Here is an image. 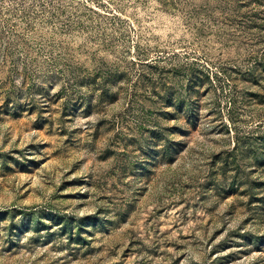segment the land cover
<instances>
[{"label":"rangeland","instance_id":"rangeland-1","mask_svg":"<svg viewBox=\"0 0 264 264\" xmlns=\"http://www.w3.org/2000/svg\"><path fill=\"white\" fill-rule=\"evenodd\" d=\"M0 264H264V0H0Z\"/></svg>","mask_w":264,"mask_h":264}]
</instances>
